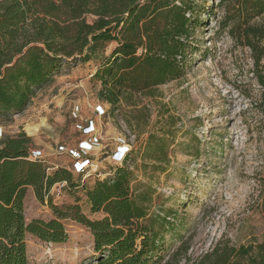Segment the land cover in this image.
Returning a JSON list of instances; mask_svg holds the SVG:
<instances>
[{"label":"rangeland","instance_id":"374dc122","mask_svg":"<svg viewBox=\"0 0 264 264\" xmlns=\"http://www.w3.org/2000/svg\"><path fill=\"white\" fill-rule=\"evenodd\" d=\"M205 1H196L195 18L201 24L180 79L150 94H134L113 109L98 98L101 85L92 78L97 62L66 63L24 111L0 117V141L24 133L31 139V150L45 154L49 167L70 171L73 159L58 154V147L76 151L79 142L87 139L83 127L94 124L99 144L87 154L92 159L87 175L72 172L77 188L61 182L50 191L56 207L76 204L89 220L103 215L90 212L84 189L102 179L98 174L123 166L112 162L111 156L121 141L126 143L131 154L124 165L133 172L131 190L136 193L148 186L153 191L149 219H156L158 228L163 225L164 259L184 241L187 256L194 260L219 240L241 246L264 239L261 90L250 71L248 50L217 34L215 21L221 11L213 9L216 0ZM115 46H106V56ZM99 108L102 116L97 114ZM166 134L169 147L161 172L144 159L143 152L149 136ZM23 214L27 223L54 218L47 202H39L31 187L26 189ZM63 223L67 240L62 244L26 235L28 264H93L90 231L69 219Z\"/></svg>","mask_w":264,"mask_h":264},{"label":"trees","instance_id":"16d2710c","mask_svg":"<svg viewBox=\"0 0 264 264\" xmlns=\"http://www.w3.org/2000/svg\"><path fill=\"white\" fill-rule=\"evenodd\" d=\"M196 1L0 0V117L24 111L66 63L97 62L92 78L101 85L98 98L113 109L134 94H150L180 79L201 24L195 18ZM216 1L213 9L221 11L217 34L248 50L250 71L261 90L258 107L264 113V0ZM110 43L116 46L106 56ZM166 137L149 136L143 152L161 172L169 147ZM30 150L31 139L24 133L0 141V264H28L26 235L65 243L63 221L68 219L90 231L93 264H264V239L241 246L219 240L194 260L187 256L184 241L164 259L163 225L158 228L157 220L149 219L153 191L148 186L131 190L133 172L125 166L131 151L123 166L84 189L90 212L103 215L89 220L76 204L63 209L52 204L55 184L79 186L70 169L31 160ZM28 187L39 202H47L53 219L25 222Z\"/></svg>","mask_w":264,"mask_h":264},{"label":"built area","instance_id":"2783aa9c","mask_svg":"<svg viewBox=\"0 0 264 264\" xmlns=\"http://www.w3.org/2000/svg\"><path fill=\"white\" fill-rule=\"evenodd\" d=\"M76 112H78V109H75V111L73 112V116H75ZM97 114L99 116H102L104 114L103 110L101 108L97 109ZM82 130H83V134L87 136V139L79 142L78 149L76 151L72 149H66L63 146H60L57 149L58 154H66L73 159L71 165V172L80 176L87 175L92 162V159L87 157V154L90 151L94 150L95 147H97V145L99 144L98 141L99 139L97 138L96 133L93 129V125L91 123L83 127ZM0 138H1V133H0ZM117 149L118 151L111 156L112 162H114L115 164L122 165L125 156L131 150L128 148L126 143L122 141L120 142V145L118 146ZM29 158L31 160H42L44 162L46 161L45 158L43 157L42 152L38 150H34V151L30 150ZM103 176L104 175L102 174L97 175V177H103ZM63 183L66 184L65 182Z\"/></svg>","mask_w":264,"mask_h":264},{"label":"crops","instance_id":"0c3cea01","mask_svg":"<svg viewBox=\"0 0 264 264\" xmlns=\"http://www.w3.org/2000/svg\"><path fill=\"white\" fill-rule=\"evenodd\" d=\"M93 125V127H94V124H92ZM42 154H43V152H42ZM43 157L45 158V160H46V162H47V157H45V154H43Z\"/></svg>","mask_w":264,"mask_h":264}]
</instances>
